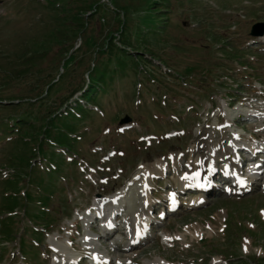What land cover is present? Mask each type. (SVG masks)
<instances>
[{
	"label": "rangeland",
	"instance_id": "374dc122",
	"mask_svg": "<svg viewBox=\"0 0 264 264\" xmlns=\"http://www.w3.org/2000/svg\"><path fill=\"white\" fill-rule=\"evenodd\" d=\"M257 22L264 0H0V264H264V179L149 203L200 176L209 141H264L241 116L264 106ZM114 188L108 239L93 205Z\"/></svg>",
	"mask_w": 264,
	"mask_h": 264
},
{
	"label": "bare ground",
	"instance_id": "6f19581e",
	"mask_svg": "<svg viewBox=\"0 0 264 264\" xmlns=\"http://www.w3.org/2000/svg\"><path fill=\"white\" fill-rule=\"evenodd\" d=\"M259 107H261V112H264V106L259 105ZM238 109L241 110L242 108L239 107ZM246 115L249 118L252 116L251 117L252 120L258 121L259 124L264 122V114H261L260 116H258L257 113H253V112L247 113V112H244V110H243L241 113V116L246 118ZM127 125H129V124H127ZM222 130H225V129H222ZM262 132L264 133V130ZM215 133L216 132H214L212 134V136H214ZM255 133L257 135V132H255ZM256 135L252 134V136L255 139H256ZM238 138H242V137L237 135V139ZM225 142H226L225 137H223V139L220 141V143H218V142L213 143V140H211L206 144V146L203 148L204 154L202 153V157H201L204 162L202 163V171H201L200 176L197 177L198 175H187L183 178V181H182L183 184H182V186L178 187V190H177L178 194H175L176 198L173 197V199L171 200V203H170L171 208L175 207L176 205L179 206L180 205V201H179L180 197L185 195V193L187 191L193 189L195 186H198V188H199V186L203 185L202 186L203 188H200V190L198 192H196L195 194L203 193V192L216 193L219 188L216 186H213V185L211 186L209 184L211 176H214V177L216 176L220 180H223L225 182L233 184L232 186L234 188L228 187V189H227L228 191H236L238 193H244V192H247V191H250V190H253V189L260 187L259 181L264 179V170H261L264 168V162L261 164L260 162H258L255 159H257L258 156H260L261 154L264 155V141H257L256 142L257 144L255 143V145L248 144V146L250 148L249 149L250 152L247 150L246 144H243V142L239 143L237 140H236V143L235 142L230 143L229 146L224 145L223 149H220L221 144L225 143ZM207 146H210L211 148L213 147L214 150H211V153H209ZM229 149L232 151H235L236 153H239L241 155V158L239 156H236L233 158L232 154L229 153L230 152ZM222 152H224L223 157L218 156ZM243 152H245V153L242 154ZM197 153H198V147H195L194 150L192 151L193 157ZM249 153H251V154H249ZM226 159H228V160H226ZM240 160H242V161L239 164ZM252 160L253 161L255 160L254 164L244 165L246 161H252ZM227 164H229V165L227 166ZM190 165L196 166V167L198 166V164H196L195 162H192V161H191ZM241 181H243V183H241ZM197 182H199L200 185H196ZM203 182H204V184H203ZM216 185H218V184H216ZM126 190L124 189L123 193H125ZM119 192H122V190H118V192L113 196V198H110V197H105L103 199L96 198L93 206L95 209H97V212L101 213L100 210L103 209L104 204H112L116 207L117 206L116 200L119 197V196H117ZM120 196H122V193ZM208 196L209 195H204L199 201L195 199L196 200L195 202H190L189 204L195 205V204H199L203 201L205 202L208 200ZM149 203H150V206L152 209H158L159 208L158 203H162L163 205L165 204L161 200L156 202V203L153 200H151V202H149ZM116 209L117 208H115L114 210H116ZM173 210H175V209H173ZM173 210H171V211H173ZM116 217L119 218L120 213L117 212ZM94 218H95V222L98 221L100 218H103L102 220L105 223L103 225V233L101 234V236H105L109 239L116 232H118V231L123 232L120 229V227L112 224L111 219L109 220L110 216H109V214L107 215L106 212L102 213V215L100 217H99V215H97ZM153 222L154 221H152V223ZM96 228H92V229L96 230ZM143 236H144V234L137 235V232L135 230H133V228H132L131 237H130V239H131L130 244L125 248V251L123 253L126 254L127 251H129L131 249H135L136 247H139V244L141 243L140 239ZM94 240H95V238L92 236H89L84 240V242H86L85 244H86L87 250H89L90 248H93L92 245H94ZM71 246L77 250H79L78 248L80 247L79 245H77V247H76L73 242H71ZM86 252L90 253L88 251H86ZM123 253H121V256H123L122 255ZM96 254L98 257H97V259H95V262H98L102 256H101V253H99V252H96ZM82 261H83V257L78 258V262L81 263ZM62 264H65V263H62Z\"/></svg>",
	"mask_w": 264,
	"mask_h": 264
},
{
	"label": "water",
	"instance_id": "95a60500",
	"mask_svg": "<svg viewBox=\"0 0 264 264\" xmlns=\"http://www.w3.org/2000/svg\"><path fill=\"white\" fill-rule=\"evenodd\" d=\"M263 32H264V24L262 22L254 23L251 26V29H250L251 34L257 35V34H261ZM127 120H128V118L124 117L121 122H124Z\"/></svg>",
	"mask_w": 264,
	"mask_h": 264
},
{
	"label": "snow or ice",
	"instance_id": "6c2138e0",
	"mask_svg": "<svg viewBox=\"0 0 264 264\" xmlns=\"http://www.w3.org/2000/svg\"><path fill=\"white\" fill-rule=\"evenodd\" d=\"M241 183H243V181H241ZM137 235H140L139 231L137 232ZM135 242V241H134Z\"/></svg>",
	"mask_w": 264,
	"mask_h": 264
}]
</instances>
